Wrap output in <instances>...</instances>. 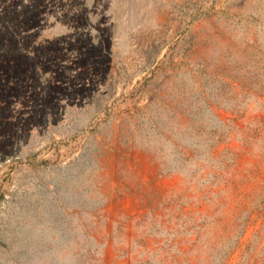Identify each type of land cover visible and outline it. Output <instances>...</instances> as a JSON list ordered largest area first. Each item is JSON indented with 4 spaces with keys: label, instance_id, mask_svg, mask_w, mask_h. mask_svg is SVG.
Instances as JSON below:
<instances>
[{
    "label": "rangeland",
    "instance_id": "obj_1",
    "mask_svg": "<svg viewBox=\"0 0 264 264\" xmlns=\"http://www.w3.org/2000/svg\"><path fill=\"white\" fill-rule=\"evenodd\" d=\"M262 72L264 0H0V264H264Z\"/></svg>",
    "mask_w": 264,
    "mask_h": 264
},
{
    "label": "trees",
    "instance_id": "obj_2",
    "mask_svg": "<svg viewBox=\"0 0 264 264\" xmlns=\"http://www.w3.org/2000/svg\"><path fill=\"white\" fill-rule=\"evenodd\" d=\"M172 57H169L166 61H163L162 62V65H164V67H167L168 66V64H167V61H172ZM262 73H264V72H262ZM263 80V79H262ZM233 83V82H232ZM233 85V84H232ZM262 87H263V85H261ZM222 139V136H219L218 137V139H217V141H220ZM224 262H223V260L221 261V263L220 264H223Z\"/></svg>",
    "mask_w": 264,
    "mask_h": 264
}]
</instances>
